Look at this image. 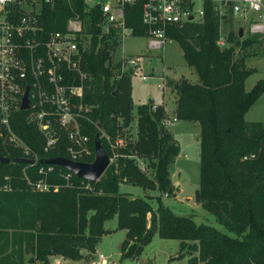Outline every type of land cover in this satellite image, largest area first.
I'll list each match as a JSON object with an SVG mask.
<instances>
[{"label": "trees", "instance_id": "16d2710c", "mask_svg": "<svg viewBox=\"0 0 264 264\" xmlns=\"http://www.w3.org/2000/svg\"><path fill=\"white\" fill-rule=\"evenodd\" d=\"M142 1L125 4L123 19L131 35L146 37L140 20ZM220 1L221 8L231 13L233 0ZM215 6L213 0H201L198 20L166 29L167 38L177 43L184 63L196 75L194 81L167 80L166 85L175 94L170 114L198 126L199 177L193 200L226 232L176 215L162 204V195L173 191L169 168L179 150L170 129L158 123L169 114L163 104L148 100L135 107V139L118 150L121 156L112 159L98 180L87 183L71 176L66 185L65 169L54 166L50 182L57 189L48 192L26 188L23 173L37 178L36 168L44 165L39 160L66 156L67 140L62 136L55 148L44 152L41 135L24 120V112L16 110L11 127L37 163L0 162V264H23L26 255L44 264L53 255L79 259L83 251L94 250L108 232L104 221L112 217L115 229L125 231L121 259H137L156 233L161 239L178 241L174 258L186 257L185 264H264V122L243 118L264 82L258 80L245 91L244 81L255 69L245 67L235 49L252 40L239 38L237 30L228 31L219 46V22L226 13L219 15ZM74 17L81 21L87 45L81 66L89 79L82 100L90 109L79 123L91 151L84 161L91 162L93 141L99 140L110 157L108 139L132 120L130 72H120L119 63L111 62L119 40L114 31L100 32L102 18L95 5L87 8L83 0H53L42 4L38 14L44 32L63 30ZM133 155L151 172L146 174ZM0 158H22V154L0 140ZM5 183L10 190L2 188ZM123 183L156 194L133 196L119 190Z\"/></svg>", "mask_w": 264, "mask_h": 264}, {"label": "built area", "instance_id": "2783aa9c", "mask_svg": "<svg viewBox=\"0 0 264 264\" xmlns=\"http://www.w3.org/2000/svg\"><path fill=\"white\" fill-rule=\"evenodd\" d=\"M135 0H83L87 8L95 5L101 15L100 32L114 31L120 41L131 30L124 24L123 6ZM53 0H0V140L18 149L22 158L32 159L29 147L16 135L11 121L16 110L24 112V120L35 126L42 137V149L47 152L55 148L63 136L67 140L64 158L85 162L91 151L88 138L81 132L79 119L84 118L90 107L83 102L85 82L89 75L81 66L83 53L87 48L85 34L80 19L74 17L66 21L63 30L44 32L39 23L42 4H52ZM224 2L218 0L215 10L219 15ZM231 14L247 23L250 34L264 33V0H233ZM201 8L193 10L191 0H143L140 20L145 27L148 46L161 50L169 42L165 32L168 26L180 25L198 20ZM255 14V15H254ZM191 16V20L188 19ZM217 44L223 45L218 39ZM119 71H134L140 58L130 57L115 61ZM145 81L147 77L139 75ZM164 84L157 87L162 90ZM27 88V107L20 109L22 96ZM174 115L162 117L158 123L170 128L176 121ZM248 157H253L250 154ZM110 161V158H109ZM110 163V162H109ZM53 165L44 164L36 168L37 178L31 179L23 173L25 187L33 192L56 190L50 182ZM73 176L65 170L62 177L65 184ZM88 183V182H87ZM88 187V185H85ZM4 190H10L6 183ZM31 264H44L32 261ZM46 264H62L48 262ZM90 264H112L101 253L95 251Z\"/></svg>", "mask_w": 264, "mask_h": 264}, {"label": "rangeland", "instance_id": "374dc122", "mask_svg": "<svg viewBox=\"0 0 264 264\" xmlns=\"http://www.w3.org/2000/svg\"><path fill=\"white\" fill-rule=\"evenodd\" d=\"M213 1L215 4L218 3V0ZM191 2L193 10L200 8L201 0H191ZM220 9L223 13H226L225 19L219 22V39L223 43L227 32L231 31L235 34L239 27L243 30V38L252 40L243 49H235V54L242 58L243 65L255 69L244 81L245 88L250 89L254 85L256 86L258 80L264 82V33L250 34L246 29V21L244 22L241 18L232 15L223 8ZM135 56L140 58L139 66L131 72L130 70L123 71L130 72L131 113L133 116L121 133H116L112 139H108V149L111 154L109 157L110 162L112 159L121 156L118 152L120 148L135 139V107L138 104L151 100L154 104H163L166 111L169 114L171 113L175 94L169 85L165 84L163 89L160 90L157 87L158 84H164L167 80L177 81L178 79L187 78L189 81H194L196 79L194 71L184 63L179 47L174 41L166 42L161 50H154L148 46V40L145 36L126 35L111 51L110 59L114 63L121 58L125 60ZM141 74L147 77L145 81L139 79ZM243 118L245 121L264 122V89L244 113ZM116 122L118 124L120 119H116ZM170 130L178 143L179 150L171 165L169 179L171 177L172 182L179 186L180 192L176 194L175 191H172L171 194L162 195V204L176 215L190 216L195 223L208 224L222 232H226L225 228L217 223L210 213L199 206L196 208L193 206V193L198 187L199 177L198 127L194 122L179 119L170 127ZM133 158L146 174L151 172V169L146 168L141 159H135L134 155ZM120 189L131 192V195L138 197L145 194L155 195L154 191H143L140 187L130 184L121 185ZM173 194L176 196H173ZM150 205L154 209L156 206L155 201L151 199ZM103 226L107 230L114 229L115 217L105 220ZM123 235L122 231L104 233L97 242V252L101 253L112 264L113 262L114 264L186 263V257L172 258L177 255V240L161 239L156 233L152 235L149 242L143 247L142 252L137 257L138 259H121L119 246L124 237ZM94 253L95 248L92 251H83V255L75 261L63 260V262L64 264H90ZM169 257H171L170 260Z\"/></svg>", "mask_w": 264, "mask_h": 264}, {"label": "water", "instance_id": "95a60500", "mask_svg": "<svg viewBox=\"0 0 264 264\" xmlns=\"http://www.w3.org/2000/svg\"><path fill=\"white\" fill-rule=\"evenodd\" d=\"M191 16L188 19L191 20ZM243 35V30L241 27L237 28V36L240 38ZM185 79H181L180 82H185ZM175 87V85H173ZM27 88H25L22 101L19 106L20 109H25L27 107ZM93 160L91 162H76L68 160L64 157H51L44 160H39L40 163L50 164L63 168L70 172L73 176L82 179L88 183H93L102 175L106 167L109 165V157L107 156L104 149L101 147L99 140L95 139L93 141ZM0 162H21L24 164H33L32 159L26 158H0Z\"/></svg>", "mask_w": 264, "mask_h": 264}, {"label": "crops", "instance_id": "0c3cea01", "mask_svg": "<svg viewBox=\"0 0 264 264\" xmlns=\"http://www.w3.org/2000/svg\"><path fill=\"white\" fill-rule=\"evenodd\" d=\"M145 66H146V64H145ZM185 79H187V78H185ZM244 89H245V91H247V90H249V89H246L245 88V85H244ZM130 96H131V92H130ZM132 101V100H131ZM164 107V106H163ZM164 109H165V107H164ZM166 110V109H165ZM195 125L197 126V124L195 123ZM172 127V126H171ZM198 127V126H197ZM170 129V128H169ZM171 131V130H170ZM172 133V132H171ZM170 171H171V167L169 168V175H170ZM170 182H171V184H172V186H173V191H175L176 192V194L177 193H179L180 192V189H179V186H177V184L176 183H174V182H172V180H171V177H170ZM121 185H126L125 183H123V184H120V186ZM120 186H119V190L121 191V192H126V193H129V194H131V192H128V191H126V190H122V189H120ZM154 191V190H153ZM155 192V194H156V191H154ZM173 196H176V195H174L173 194ZM193 206L196 208V207H198L199 205L198 204H196L195 202H194V204H193ZM105 222V221H104ZM104 224V223H103ZM115 225H116V219H115ZM104 227V226H103ZM108 231H122L123 233H125V231L124 230H118V229H115V227H114V229H108ZM124 236V235H123ZM97 245V244H96ZM96 245H95V251H97L96 250ZM177 250H178V241H177ZM28 257H29V255H26L25 257H24V261H23V264H31V260H28ZM175 256H173L172 258H174ZM169 258H171V257H169ZM138 259V258H137ZM63 260H70V259H65V258H62L61 256H58V255H53L52 257H50V260H49V262L50 261H57V262H61L62 264H64V262H63ZM72 261H75V260H72ZM78 261V260H77ZM113 264H114V262H113Z\"/></svg>", "mask_w": 264, "mask_h": 264}]
</instances>
